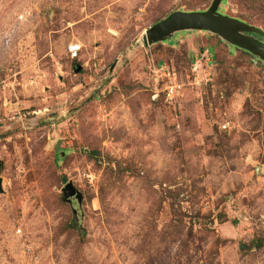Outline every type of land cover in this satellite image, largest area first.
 <instances>
[{
	"label": "rangeland",
	"instance_id": "obj_1",
	"mask_svg": "<svg viewBox=\"0 0 264 264\" xmlns=\"http://www.w3.org/2000/svg\"><path fill=\"white\" fill-rule=\"evenodd\" d=\"M214 1L0 0V264H264V59L145 42ZM219 13L264 54V0Z\"/></svg>",
	"mask_w": 264,
	"mask_h": 264
},
{
	"label": "water",
	"instance_id": "obj_2",
	"mask_svg": "<svg viewBox=\"0 0 264 264\" xmlns=\"http://www.w3.org/2000/svg\"><path fill=\"white\" fill-rule=\"evenodd\" d=\"M222 2L223 0H215L212 7L206 12H176L171 14L146 33V45L150 47L162 43L179 33L187 31H205L221 37L232 45L250 51L258 58L264 59V54L261 52L262 45L251 36L261 32L244 23L221 16L219 8ZM79 71H81V68L78 69ZM57 150H59V146ZM0 167H2L1 164ZM3 184L4 180L0 177V194L4 192ZM65 191L71 197H75L77 194V190L72 184L68 185Z\"/></svg>",
	"mask_w": 264,
	"mask_h": 264
},
{
	"label": "built area",
	"instance_id": "obj_3",
	"mask_svg": "<svg viewBox=\"0 0 264 264\" xmlns=\"http://www.w3.org/2000/svg\"><path fill=\"white\" fill-rule=\"evenodd\" d=\"M80 51V46H73L71 48L73 56H77ZM163 83L165 84L163 85L164 89L162 93L166 94L171 100L178 97L180 86L177 82L176 74H174L168 66L157 67L155 71V84L157 88Z\"/></svg>",
	"mask_w": 264,
	"mask_h": 264
}]
</instances>
